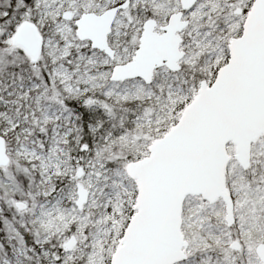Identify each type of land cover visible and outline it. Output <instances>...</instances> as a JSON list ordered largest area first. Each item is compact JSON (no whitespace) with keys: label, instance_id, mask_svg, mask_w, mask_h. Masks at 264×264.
<instances>
[{"label":"snow or ice","instance_id":"snow-or-ice-1","mask_svg":"<svg viewBox=\"0 0 264 264\" xmlns=\"http://www.w3.org/2000/svg\"><path fill=\"white\" fill-rule=\"evenodd\" d=\"M0 264H264V0H0Z\"/></svg>","mask_w":264,"mask_h":264}]
</instances>
